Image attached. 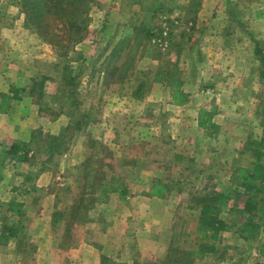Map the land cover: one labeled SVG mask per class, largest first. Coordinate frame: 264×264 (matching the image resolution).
<instances>
[{"label":"rangeland","instance_id":"1","mask_svg":"<svg viewBox=\"0 0 264 264\" xmlns=\"http://www.w3.org/2000/svg\"><path fill=\"white\" fill-rule=\"evenodd\" d=\"M77 1L83 4L86 26L84 35L68 45L66 39L26 20L36 17L35 4L49 6L52 0H0V233L3 229L14 238L11 245L0 243V264H68L51 258L46 246L40 258L42 230L36 231L32 211L24 209L26 201L42 212L38 222L46 225L52 220L60 248L75 237L90 239L100 249L103 246L105 264H166L182 252L202 254L192 264H222L219 261L228 257L225 264H264L258 259L264 246V219L254 241L222 232L208 249L196 241L193 210L198 207L197 193L212 190L227 194L224 209L243 207L245 197L232 182L237 173L228 181V165L224 167L222 161H231L232 156L237 169L252 168L254 151H259L264 165V53L254 57L261 70L257 103L206 104L212 91L201 84L202 78L211 81L230 72L222 68L237 66L235 55L216 49L217 42L207 45L200 37L199 15L220 13L218 2L209 8L198 0L188 6L184 0ZM248 10L231 8L235 14ZM251 24L256 28L260 23ZM202 64L207 69L200 68ZM174 73L184 81L183 102L173 101L165 82ZM232 76L225 75L227 84L220 89L237 90L243 98L250 87L236 86L239 76ZM190 95H196L193 101ZM218 108L227 111L214 116ZM194 111L198 121H205L204 127L199 125L203 129H196ZM220 120L227 128L235 125L229 139L220 133L223 129L215 128ZM183 122L184 132L179 127ZM224 141L242 145L241 156H230L222 149ZM179 152L185 159L174 163ZM210 159L221 164L222 171L208 180L205 166ZM41 173L43 186L34 182ZM112 176L126 186L122 197L126 201L116 206L124 214L131 213L135 192L148 188V193L150 177L162 185L163 195L169 196L173 225L165 238L157 234V240L171 237L167 246L131 245L132 238L123 233L128 227L107 218L112 208L99 195L86 193L79 201L82 192L92 191L84 188L86 178L97 185L101 177ZM11 203L23 207L20 219L9 208ZM222 217L240 224L236 212ZM88 224H93L91 230L85 228Z\"/></svg>","mask_w":264,"mask_h":264},{"label":"crops","instance_id":"2","mask_svg":"<svg viewBox=\"0 0 264 264\" xmlns=\"http://www.w3.org/2000/svg\"><path fill=\"white\" fill-rule=\"evenodd\" d=\"M182 1V0H181ZM193 0H184L185 6H188L192 3ZM199 4L202 3V7L207 4V6L210 8L212 7L213 1L215 4L217 2L220 4V10H216L217 12L220 11L218 14H214L213 12L210 15H207V17H202V15H199V21L202 26L203 33L201 34V39L203 41L207 42V45L211 46V43L216 44V49H219L223 53H230L231 55H235L236 60V69L231 67L230 65L228 68L224 67L222 70H228L230 72L224 71L225 74L221 75L219 74L217 77L212 78L211 81H204L205 78H202V83L204 86H207V89H210L212 91L209 101H206V104L214 103L216 106V103H234L238 102L240 100L249 101L250 103H257L259 99H257V89L261 86L259 83L260 80V74L261 70L260 63H256V57L257 53H264V47L260 44L261 42L264 45V0H209V2L205 3L207 0H198ZM202 1V2H200ZM201 5V4H200ZM242 7V9L248 10L250 8L251 10L246 11L244 13H238L235 14L231 11V8L234 9L236 7ZM222 7V8H221ZM224 11V12H223ZM260 23L257 25L256 28L252 27L251 23ZM206 26L208 29H206ZM258 34V35H256ZM256 38V39H255ZM261 38V39H257ZM242 39V40H241ZM211 42V43H209ZM260 44V45H259ZM258 46H261L259 49ZM213 48V46H212ZM214 53V52H212ZM232 57V56H231ZM255 61V64H257L255 67L253 66ZM235 64V63H234ZM206 64H202L200 66L205 68ZM234 66V65H232ZM182 68V67H181ZM207 69V68H205ZM240 70V72L238 71ZM222 71V72H223ZM257 73V75H256ZM225 75H228L229 77L233 75L232 77L238 78V83L236 86H240L246 90L245 86H249L250 90L248 92H244L245 96L242 98V96L239 94L237 90H233L232 92L225 93L220 88H224V85L227 84V79ZM210 77V76H209ZM184 84V81L182 82V85ZM200 84V85H201ZM220 90L219 92H217ZM242 90V89H241ZM238 92V93H236ZM196 96V95H195ZM194 95H190L189 99L193 101ZM168 97V96H167ZM195 99V98H194ZM170 100V99H169ZM189 101V100H188ZM186 104V103H185ZM205 104V105H206ZM184 105V104H183ZM220 105V104H219ZM178 106V105H177ZM214 116L221 117L222 113H224L227 110H222L218 108L215 110ZM186 110L184 109L182 111L183 121L186 119ZM213 114H210L212 116ZM213 116V117H214ZM195 122L196 129H203L204 126H199L200 122L198 119V111H194V115L192 116ZM180 122V120L178 119ZM217 124V125H216ZM212 124L208 128H210ZM181 131L184 132V128H187V125L183 122L179 125ZM215 128L223 129L220 131L221 134H227L228 136L224 137L228 138L230 135L234 132L235 125H231L228 128L222 124V121H216L215 122ZM197 131V130H196ZM199 133V131H198ZM229 139V138H228ZM228 141V140H227ZM226 141L223 142L222 145L224 147H221L222 149H225L226 151H229L230 156L233 155L236 158H239L241 155L238 153H241L240 146L242 145H226ZM183 146V145H182ZM201 147V145H194V148ZM228 148V149H227ZM183 149V147H182ZM250 149V148H249ZM232 151V153L230 152ZM195 150H193L194 152ZM244 153V152H243ZM195 155H200L199 151L196 150ZM246 152L243 154V156H246ZM187 157V156H186ZM183 154L179 152L178 154L174 155V163H183ZM232 160L228 161H222V164L224 167L228 165L227 171L228 176L227 180L229 181L231 179V175L234 173L235 169L237 167L234 166L235 160L233 161V157L231 156ZM212 159L206 161V169L209 170L210 174L206 173L207 179L216 178L219 174H221V164L215 163V161H211ZM217 162V161H216ZM198 166V165H197ZM200 172V169L197 170ZM182 172H180L181 174ZM230 174V175H229ZM198 175V173H197ZM154 176V175H153ZM181 176H184L181 174ZM230 176V177H229ZM30 180V179H29ZM155 180V178H149V183H152ZM45 181L44 174H40L38 178L34 181L36 184L42 185ZM40 182V183H39ZM49 182V179H48ZM40 186V188H42ZM39 188V187H37ZM146 190L144 192H135L132 196L133 202H132V211L131 213H122V211L117 208L121 207V203H124L126 200L122 199V196L119 193H110L108 195V200L105 202L108 207L112 208V211L107 213V218L110 219L113 222V219L116 221H120V227L122 223H124L128 229L125 231V228L123 229V233L125 232L127 236L132 238L130 240L131 245H147V246H167L169 244V241L171 237H169L167 240L164 238L168 231H170L173 221L171 217V210H170V203L169 201H166V198L169 197L168 194L163 195L157 192H154L151 188L149 189L148 193H145L148 188H145ZM40 190V189H39ZM23 193V192H22ZM21 194V193H20ZM16 195L18 193L16 192ZM127 199L129 196L126 197ZM24 205V209H27L26 212L30 213L32 211V218L35 217V223H36V231L39 232L42 230V233H39L38 235L41 237V240L39 242V256L42 259L41 255V248L42 246L48 247L47 252L51 254V258L53 256L60 258L67 262L68 264H100V257L102 255L104 248L100 249V245L96 242H93L90 239L87 238H79L75 237L70 240V244L65 245L64 248H60L61 241L57 240L54 235V225L52 220L48 221V223L42 224L37 221V219L40 218L42 212H37V206L32 205L30 202L26 201ZM232 206V205H231ZM116 208V209H115ZM23 209V207H22ZM195 212H199V209H193ZM227 209L223 208L224 215H226ZM197 215L194 220V229L197 226ZM222 216V214H221ZM224 218V217H223ZM51 219V217H49ZM85 228L90 229L93 228V224H88L85 226ZM228 231H225L222 233L224 236ZM124 233V234H125ZM162 235L159 237L160 241L157 240L158 235ZM12 234L9 236L10 241L8 240L7 244L5 245H11L12 240L14 239ZM37 242V240H35ZM37 242V243H38ZM41 244V246H40ZM49 256V254H48ZM260 261L264 262V254H260L258 256ZM225 259V258H224ZM221 259L219 262L222 264L227 263V261H230V257L226 258L225 260ZM218 262V263H219Z\"/></svg>","mask_w":264,"mask_h":264},{"label":"trees","instance_id":"3","mask_svg":"<svg viewBox=\"0 0 264 264\" xmlns=\"http://www.w3.org/2000/svg\"><path fill=\"white\" fill-rule=\"evenodd\" d=\"M82 6L83 4L80 5L77 0H52V4L50 3L49 6L48 4L37 3V5L35 4L36 17L31 18V16H28L26 20L40 30L45 28L44 31H50L61 40L66 39L69 45L84 35L83 31L85 30L87 17L85 11L81 9ZM165 82L171 89L174 102L186 100V94L180 90L183 82L180 76L174 73L171 78H166ZM199 122L201 126L205 125V121L200 120ZM9 150L8 153L12 152V146ZM5 153H7L6 150ZM254 154L256 160L252 164L253 167L235 170L237 174L232 178V182L237 184L234 190L240 187L241 194L244 195L245 200L242 208L228 209L226 213L229 211L238 213L240 216L239 225L221 216L223 208L226 207L227 194L212 190L203 195L197 193L194 197V202L199 209L196 241H199L203 247L210 249L212 245L221 239V233L225 231L234 232L247 242H252L257 238L262 225L260 220L264 219V165L259 162L261 153L254 151ZM88 187L92 188V191L82 192L79 201L83 200L86 193L88 195H99L98 197H100L102 203L108 200L110 193H119L122 197L127 194L123 180L113 176L108 180L101 177L97 185L86 178L84 188ZM151 189L160 194H163L162 192L165 190L159 182H152ZM11 204L9 208L20 219L21 215H23V211L20 209L21 205L19 203ZM78 207L79 203L76 208ZM9 235V233L5 235V230L2 229L0 243L7 244ZM260 253L264 254V246H262V250L260 249ZM200 255L202 256L201 253L195 255L194 252L176 253L171 258L172 261L166 264H192L197 259L196 257L202 258ZM105 260V255H101L100 264H105Z\"/></svg>","mask_w":264,"mask_h":264},{"label":"built area","instance_id":"4","mask_svg":"<svg viewBox=\"0 0 264 264\" xmlns=\"http://www.w3.org/2000/svg\"><path fill=\"white\" fill-rule=\"evenodd\" d=\"M165 34V33H164ZM159 42H160V40H158ZM165 44H166V42H165Z\"/></svg>","mask_w":264,"mask_h":264}]
</instances>
